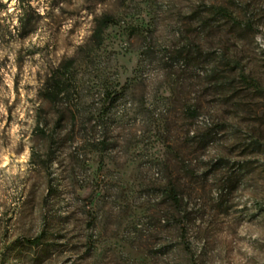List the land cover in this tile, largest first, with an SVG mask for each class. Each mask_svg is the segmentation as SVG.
<instances>
[{
  "label": "rangeland",
  "instance_id": "obj_1",
  "mask_svg": "<svg viewBox=\"0 0 264 264\" xmlns=\"http://www.w3.org/2000/svg\"><path fill=\"white\" fill-rule=\"evenodd\" d=\"M0 264H264V0H0Z\"/></svg>",
  "mask_w": 264,
  "mask_h": 264
},
{
  "label": "trees",
  "instance_id": "obj_2",
  "mask_svg": "<svg viewBox=\"0 0 264 264\" xmlns=\"http://www.w3.org/2000/svg\"><path fill=\"white\" fill-rule=\"evenodd\" d=\"M218 13L222 17H226V18L229 17V15L224 10L219 9ZM110 22L111 19H109L108 17H102L98 19L95 23L93 37L99 41L104 29L108 26ZM56 77L57 76L53 74L42 84L43 91L45 92V98L50 101L56 99V97L61 92V82L60 79H57ZM49 86L50 88H48ZM27 242L29 244H37L39 242V238H35L33 240H27Z\"/></svg>",
  "mask_w": 264,
  "mask_h": 264
}]
</instances>
